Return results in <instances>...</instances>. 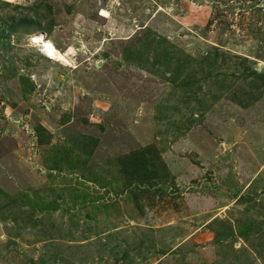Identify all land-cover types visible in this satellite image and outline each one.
Listing matches in <instances>:
<instances>
[{"label": "rangeland", "instance_id": "obj_1", "mask_svg": "<svg viewBox=\"0 0 264 264\" xmlns=\"http://www.w3.org/2000/svg\"><path fill=\"white\" fill-rule=\"evenodd\" d=\"M0 264H264V0H0Z\"/></svg>", "mask_w": 264, "mask_h": 264}, {"label": "bare ground", "instance_id": "obj_2", "mask_svg": "<svg viewBox=\"0 0 264 264\" xmlns=\"http://www.w3.org/2000/svg\"><path fill=\"white\" fill-rule=\"evenodd\" d=\"M39 35L40 34H37L36 36ZM39 48L44 49L42 55L48 60L55 61L58 63L59 62L64 63L66 60L65 56L60 54L59 51L55 48V46L50 41H47L45 38L43 39L42 43L39 45Z\"/></svg>", "mask_w": 264, "mask_h": 264}, {"label": "clouds", "instance_id": "obj_3", "mask_svg": "<svg viewBox=\"0 0 264 264\" xmlns=\"http://www.w3.org/2000/svg\"><path fill=\"white\" fill-rule=\"evenodd\" d=\"M44 39V34L41 33L39 36L36 35H32L29 37V41L30 43H32L34 46H37L39 48V45L42 43ZM39 51L43 52L44 49L43 48H39ZM70 52H72L73 50H69Z\"/></svg>", "mask_w": 264, "mask_h": 264}, {"label": "snow or ice", "instance_id": "obj_4", "mask_svg": "<svg viewBox=\"0 0 264 264\" xmlns=\"http://www.w3.org/2000/svg\"><path fill=\"white\" fill-rule=\"evenodd\" d=\"M50 47V46H49Z\"/></svg>", "mask_w": 264, "mask_h": 264}]
</instances>
